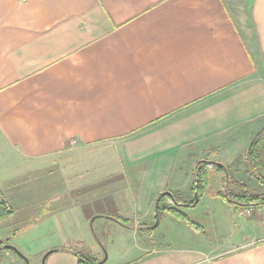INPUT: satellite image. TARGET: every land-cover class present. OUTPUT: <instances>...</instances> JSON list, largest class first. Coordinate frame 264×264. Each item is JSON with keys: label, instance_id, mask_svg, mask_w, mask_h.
Listing matches in <instances>:
<instances>
[{"label": "crops", "instance_id": "obj_1", "mask_svg": "<svg viewBox=\"0 0 264 264\" xmlns=\"http://www.w3.org/2000/svg\"><path fill=\"white\" fill-rule=\"evenodd\" d=\"M263 128L264 0L239 21L225 0H0V169L13 158L15 171L21 162L43 168L49 190L77 183V192L42 195L41 210L71 208L99 248L95 222L144 231L161 193L192 199L198 161L225 168L226 180L227 167L248 188L256 184L237 158ZM105 152L114 169L72 172L78 154L97 160ZM213 152L216 160L205 158ZM260 152L264 165V141ZM19 175L0 170L6 185ZM213 177L221 191L217 171L207 189ZM220 191L214 196L227 203ZM65 199L84 206L58 204ZM231 205L235 216L263 223L264 206ZM58 221L69 231L76 219ZM47 225L58 232L53 220ZM51 249L52 264H80L59 235L37 247ZM149 250L129 264H264V234L213 253L168 244Z\"/></svg>", "mask_w": 264, "mask_h": 264}, {"label": "rangeland", "instance_id": "obj_2", "mask_svg": "<svg viewBox=\"0 0 264 264\" xmlns=\"http://www.w3.org/2000/svg\"><path fill=\"white\" fill-rule=\"evenodd\" d=\"M230 2V10L237 17H244L249 19L250 9L256 0H225ZM251 34L250 30H247ZM246 31V32H247ZM248 34V35H249ZM250 37H247L248 40ZM220 152L219 156L224 152ZM217 152L207 153L205 155L209 160H216ZM91 155V156H90ZM78 154V160L72 163V172H77L85 167L89 170L90 176L95 174H101L104 170L114 169V158L111 152H105L102 155L96 156L94 153ZM218 156V157H219ZM107 160L106 166L101 167L100 162ZM16 159H7L6 163L8 167L0 170L10 171L11 174L19 172V177L10 179L6 185L2 183L0 179V201L3 199L10 207L12 213L7 219L0 222V238L1 244L5 242L20 250L21 253H25V257L28 259L29 264H52V256L50 254L47 258H44L45 253L48 251H37V247H44L50 242H54L56 235L60 236L62 246L75 250L83 259L90 261H96L97 264H129L134 262L142 254H145L143 249L153 246H167L177 245L184 247L199 248L207 253H213L219 251L232 243H240L246 240V238H257L264 234V221L262 224L257 225L252 218L245 216L243 213L233 214V210L229 209L230 204H227L215 197L214 195L220 191L221 183L219 178H211L209 188L203 192L197 205L192 207H183L179 210L187 216L189 220L196 223L200 230L196 231L191 229L184 222H177L175 218H172L169 213L163 212L159 217V224L154 229H138L135 232L132 229L127 230L116 225H108L106 222H95L93 224V231L96 236L98 244H93L89 233H92V228L85 229L83 224H79L77 221L78 215H71V208L57 210L54 214H47L46 208L42 209L41 196H55L64 195V190L71 191L75 187L76 189L71 192H77L79 186L77 183L73 184H50V190L47 188L49 185L45 183L44 169L35 167L34 163H19L15 171L14 162ZM18 163V162H16ZM19 165H22L20 167ZM2 166V165H1ZM74 167H76L74 169ZM237 168V167H236ZM59 175H53L56 177ZM24 177L21 181H17L18 178ZM58 179V177H56ZM247 179V177L245 178ZM74 182V180H73ZM255 182L249 185L251 188L259 186ZM10 192H15L17 196H13ZM183 199L184 197L180 195ZM70 198V195H69ZM191 197H189V200ZM185 200V199H184ZM66 204L73 206L77 204L79 207H83V203L77 200H60L58 204ZM73 204V205H72ZM235 207L236 205L232 204ZM37 208L33 211V208ZM44 208V207H43ZM233 209V208H232ZM261 211V210H260ZM4 212L0 208V213ZM51 213V212H50ZM75 213V212H73ZM262 213V214H261ZM264 212H260L263 215ZM254 215V213L252 214ZM66 216L75 218L73 225L69 228V231L62 230L63 220ZM255 216V215H254ZM93 217L90 219V221ZM50 220H53L58 229L57 233H54V228H48ZM127 219L125 221H130ZM40 224L32 232H28L35 223ZM155 222V221H154ZM150 225V227L154 224ZM251 223L253 224L251 226ZM143 227V226H141ZM33 229V228H32ZM91 229V230H90ZM28 230V231H26ZM91 231V232H90ZM93 237V235L91 234ZM32 241H37V246H32ZM92 243V244H91ZM61 246V245H60ZM136 247V248H135ZM54 248V247H52ZM50 250V249H49ZM53 250V249H51ZM151 250H149L150 253ZM57 257V256H56ZM106 257V258H105ZM105 258V259H104ZM0 264H25L24 261L18 257L12 250L0 249ZM69 264V263H67ZM85 264V263H82Z\"/></svg>", "mask_w": 264, "mask_h": 264}, {"label": "trees", "instance_id": "obj_3", "mask_svg": "<svg viewBox=\"0 0 264 264\" xmlns=\"http://www.w3.org/2000/svg\"><path fill=\"white\" fill-rule=\"evenodd\" d=\"M264 141V128L262 131L257 134V136L251 142L248 150L243 154L242 157L237 158V162L241 159L247 161L248 171L247 176L253 180H255L260 186L264 188V165L261 160V145ZM225 168L220 166L217 163H213L211 161L202 160L198 161L195 165V170L193 173L194 182L192 186V194L197 191L199 196H202V193L207 189L209 185V173L211 171H217L221 173L223 178V189L220 191L219 196L223 198L224 201L230 204H234L237 207H256V206H264V192L255 193L248 189V187L243 184L239 180H235L232 177L231 172L226 167L228 178L225 179ZM175 202L177 203H193L194 197L189 201L183 200L179 194L172 193ZM159 209V217L163 212L169 213L173 218L186 223L190 228L199 230V227L189 220L187 216H185L174 202L168 197L163 196L159 200L158 204ZM0 208L4 210V212L0 213V220L8 217L11 213L10 207L3 201L0 202ZM127 222V221H126ZM8 242H5L6 244ZM1 245V243H0ZM73 254L77 257L78 262L80 264H97L96 261H90L87 259H83V257L76 252Z\"/></svg>", "mask_w": 264, "mask_h": 264}, {"label": "water", "instance_id": "obj_4", "mask_svg": "<svg viewBox=\"0 0 264 264\" xmlns=\"http://www.w3.org/2000/svg\"><path fill=\"white\" fill-rule=\"evenodd\" d=\"M226 178H227V176H226ZM163 196H168L172 200V202H174L177 206L189 207V206L196 205L197 202H198V193L197 192H194V202L192 204H184V203L175 202L174 197H173L171 192L165 191V192L161 193L160 196L158 197V199L156 200V204H155V222H154V224L151 227H149L150 229L156 228L158 226V224H159V209H158L159 205L158 204H159L160 198L163 197ZM1 248L12 250L18 257H20L24 261L25 264H29V261L25 257V255L22 254L16 247H14V246H12L10 244H5L2 247H0V249ZM51 253H52V250L48 251L47 253H45L44 258H46ZM101 263H102V261L100 262V264Z\"/></svg>", "mask_w": 264, "mask_h": 264}, {"label": "flooded vegetation", "instance_id": "obj_5", "mask_svg": "<svg viewBox=\"0 0 264 264\" xmlns=\"http://www.w3.org/2000/svg\"><path fill=\"white\" fill-rule=\"evenodd\" d=\"M6 244H7V243H6ZM3 245H5V244H3ZM3 245L1 244V246H0V247H2Z\"/></svg>", "mask_w": 264, "mask_h": 264}]
</instances>
